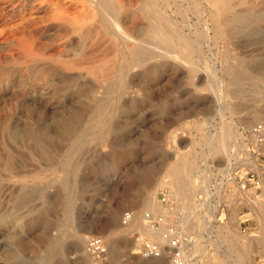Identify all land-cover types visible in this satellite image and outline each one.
Listing matches in <instances>:
<instances>
[{
    "label": "rangeland",
    "instance_id": "374dc122",
    "mask_svg": "<svg viewBox=\"0 0 264 264\" xmlns=\"http://www.w3.org/2000/svg\"><path fill=\"white\" fill-rule=\"evenodd\" d=\"M9 1H0V264H139L133 252L152 239L136 227L174 233L184 220L187 264H264V218L252 187L241 190L247 172L264 176V149L249 134L264 125V0H230L216 34L207 8L170 0L169 28L194 55L149 35L142 0H110L111 20L99 12L108 0ZM220 132L226 151L214 153ZM7 158L21 178H5ZM177 182L190 190L184 201ZM77 236L100 239L99 258Z\"/></svg>",
    "mask_w": 264,
    "mask_h": 264
},
{
    "label": "bare ground",
    "instance_id": "6f19581e",
    "mask_svg": "<svg viewBox=\"0 0 264 264\" xmlns=\"http://www.w3.org/2000/svg\"><path fill=\"white\" fill-rule=\"evenodd\" d=\"M0 1H2V0H0ZM5 1V0H4ZM11 1V0H10ZM9 1V2H10ZM105 1V0H104ZM179 1V0H178ZM232 1V0H231ZM16 2V1H15ZM67 2V1H66ZM170 2H172V1H170V0H142V2H141V9H140V12H141V14L143 15V17L145 16V18L146 19H148V21L150 22V24H149V31H150V33H149V35L150 34H152V36L153 37H155V38H157V39H159L160 41H164V42H169L170 44H174V45H182V47H183V51H185L186 53L185 54H188V53H190V52H192L193 53V55H194V53L196 52V50H194V49H192V43H191V41H189V42H187L188 41V39H186V35L182 32V31H180L179 29H177V28H174L173 30H171V28H169L170 27V25L171 24H173V22H175V23H177V21L178 20H175V18L173 19L169 14H167V11H166V7H168V5H169V3ZM194 2H196L197 3V7H198V9H199V11L200 10H204V8H207L209 11H208V19H207V23L209 24V26H211V28H212V31L214 32V34H216V30L215 29H217V27H218V24L221 22V20H220V22L219 23H217L216 21H215V18L217 17V16H221V17H225V15L230 11V0H195ZM238 2V1H237ZM31 3V2H30ZM49 3V2H48ZM92 3V2H91ZM100 3V2H99ZM111 1L110 0H108L102 7H100L99 6V12L101 13V15L103 16V17H105V18H107V20H111V18H109L110 16H109V9L111 8ZM115 3V2H114ZM244 3V2H243ZM34 4V3H33ZM93 4H94V2H93ZM187 4H189V3H187ZM222 5V6H224V10L223 11H215V10H217L216 9V6L217 5ZM4 5V4H3ZM7 5H8V3H7ZM22 5V4H21ZM42 5V4H41ZM179 5V4H178ZM29 6V5H28ZM33 6V5H32ZM119 6L122 8V3H120L119 4ZM173 6V5H172ZM234 6V5H233ZM233 6H231V7H233ZM94 7V6H93ZM96 7V6H95ZM113 7V6H112ZM115 7V6H114ZM181 7H183V6H181ZM220 7V6H219ZM116 8V7H115ZM127 8V7H126ZM188 8V7H187ZM1 9V8H0ZM93 9V8H92ZM117 9V8H116ZM120 9V8H119ZM128 9V8H127ZM138 9V8H137ZM168 9V8H167ZM181 10V9H180ZM179 10V11H180ZM112 11V10H111ZM168 11H170V10H168ZM187 11V10H186ZM194 11V10H193ZM199 11H198V13H199ZM3 12V11H2ZM5 12H7V11H5ZM96 12H97V10H96ZM122 12V11H121ZM121 12H119V13H121ZM139 12V11H138ZM192 12V11H191ZM201 12V11H200ZM203 12V11H202ZM17 13V12H16ZM99 13V14H100ZM171 13H173V12H171ZM187 13V12H186ZM193 13V12H192ZM197 13V12H196ZM197 13V14H198ZM1 14V13H0ZM5 14V13H4ZM3 14V15H4ZM124 14V13H123ZM176 14V13H175ZM247 14V13H246ZM200 15V14H199ZM201 15H203V14H201ZM197 16V15H196ZM4 17V16H3ZM201 17H203V16H201ZM218 17V18H219ZM0 18H2V17H0ZM3 19V18H2ZM10 19V18H9ZM78 19V18H77ZM100 19V18H99ZM173 19V20H172ZM186 19V18H185ZM102 20V19H101ZM172 20V21H171ZM183 20V19H182ZM241 20H244V15H242V16H237V17H235V19L233 20V22L234 21H241ZM114 21V20H113ZM219 21V20H218ZM223 21V20H222ZM105 22V21H104ZM107 22V21H106ZM111 22V21H110ZM184 21H182V23H183ZM223 22H225V19H224V21ZM2 23H3V20H2ZM7 23H9V21L7 22ZM148 23V22H147ZM6 24V23H5ZM107 24V23H106ZM110 24V23H109ZM204 24V23H203ZM4 25V24H3ZM175 25V24H174ZM177 25V24H176ZM1 26H2V24H1ZM27 26V25H26ZM92 26V25H91ZM172 26V25H171ZM180 26V25H179ZM25 27V26H24ZM176 27V26H175ZM187 28L185 25H183V28ZM215 27V28H214ZM9 27H6V29H8ZM79 28V27H78ZM179 28V27H178ZM189 28V27H188ZM205 28H206V22H205ZM204 28V29H205ZM1 29V28H0ZM19 29V28H18ZM221 29V28H220ZM16 30V29H15ZM15 30H14V32H15ZM126 30V29H125ZM187 30V29H186ZM189 31H190V29H188ZM3 31V30H2ZM87 31V30H86ZM148 31V32H149ZM204 31V30H203ZM209 31V30H208ZM3 32H6V31H3ZM117 32L119 33V34H125V32L121 29V27L119 26H117ZM191 32V31H190ZM9 33H13L12 31L11 32H9ZM89 33H90V31H89ZM1 34H3L2 32H1ZM20 34V33H19ZM191 34V33H190ZM194 34V33H193ZM26 35V34H25ZM145 35H146V33H145ZM11 36V35H10ZM20 36V35H19ZM116 36V35H115ZM193 37H194V35H192ZM227 36V35H226ZM144 37H146V36H144ZM152 37V38H153ZM198 37V36H197ZM4 38V37H3ZM8 38V37H7ZM89 38V37H88ZM116 38H117V36H116ZM115 38V39H116ZM151 38V39H152ZM154 38V39H155ZM190 38V37H189ZM10 39H11V37H10ZM13 39V38H12ZM156 39V40H157ZM191 39V38H190ZM194 40L196 39V36H195V38H193ZM117 40V39H116ZM5 41H7V40H5ZM150 41V40H149ZM155 41V40H154ZM196 41H197V39H196ZM3 42H4V40H3ZM136 42H137V40H136ZM143 42V41H142ZM138 43V42H137ZM196 42H194V44H195ZM2 45V44H1ZM6 44H4V46H5ZM16 45V44H15ZM124 45V44H123ZM112 46V45H111ZM116 46V45H115ZM156 46V45H155ZM195 46V45H194ZM6 47V46H5ZM23 47V46H22ZM86 47V46H85ZM91 47V46H90ZM101 47V46H100ZM114 47V46H113ZM170 47V46H169ZM28 48V47H27ZM10 49V48H9ZM19 49V48H18ZM31 49H33V48H31ZM90 48H88V50H89ZM115 49V48H114ZM172 49V48H171ZM7 50V49H6ZM24 50V49H23ZM87 50V49H86ZM95 50H97V49H95ZM153 50V49H152ZM4 51H5V49H4ZM16 51V50H15ZM25 51V50H24ZM84 51V50H83ZM42 52V51H41ZM78 52V51H77ZM90 52V51H89ZM88 52V53H89ZM93 52V51H92ZM105 52H106V50H105ZM108 52V51H107ZM111 52H112V50H111ZM156 52V51H155ZM25 53V52H24ZM35 53V52H34ZM33 53V54H34ZM85 53V52H84ZM160 53V52H159ZM10 54V53H9ZM27 54V53H26ZM76 54V53H75ZM78 54V53H77ZM76 54V55H77ZM154 54H157V53H154ZM2 55V54H1ZM11 55V54H10ZM13 55V54H12ZM36 55V54H35ZM80 55V54H79ZM27 56V55H26ZM42 56V55H41ZM81 56V55H80ZM190 56H192V54L190 55ZM1 57V56H0ZM82 57V56H81ZM80 57V58H81ZM83 57H85V56H83ZM102 57V56H101ZM103 57H105V56H103ZM18 58V57H17ZM20 58V57H19ZM28 58V57H27ZM79 58V57H78ZM32 59V58H31ZM71 59V58H70ZM69 60V59H68ZM26 61V60H25ZM20 62H22V61H20ZM16 63V62H15ZM17 63H19V62H17ZM80 63H81V61L80 60H76V62H73V63H71L70 65H69V68H71V69H78L79 68V65H80ZM95 63V62H94ZM87 64V63H86ZM85 64V65H86ZM1 65H3V64H1ZM96 66V65H95ZM104 66V65H103ZM102 66V67H103ZM99 67V66H98ZM120 67V66H119ZM126 68V67H125ZM115 69H117V67L115 68ZM21 70V69H20ZM19 70V71H20ZM92 70V69H91ZM91 70H90V72H91ZM119 70V69H118ZM215 70V69H214ZM19 71H18V73L17 74H19ZM88 71V70H87ZM214 72V71H213ZM92 73V72H91ZM119 73V72H118ZM7 74V73H6ZM85 75V74H84ZM121 75V74H120ZM39 76V75H38ZM92 76V75H91ZM127 76V75H126ZM96 77V76H95ZM118 78H119V76H117ZM1 78V77H0ZM2 78H3V76H2ZM17 78V77H16ZM15 78V79H16ZM20 78V77H19ZM38 78V77H37ZM19 80V79H18ZM18 80H16V81H18ZM117 80V79H116ZM7 81V80H6ZM21 81V80H20ZM214 81H215V88L217 87V89L219 90L221 87V82L220 81H218L217 79H214ZM116 82V81H115ZM119 82V81H118ZM6 83V82H5ZM13 83V82H12ZM40 83V82H39ZM105 85V84H104ZM119 85V84H118ZM120 86V85H119ZM13 88V87H12ZM10 90V89H9ZM221 91V90H220ZM9 93V92H8ZM11 93V92H10ZM14 97H15V95H14ZM21 97H22V95H21ZM9 98V97H8ZM39 98V97H38ZM11 99V98H10ZM20 99V98H19ZM221 99V98H220ZM2 100V99H1ZM8 101V100H7ZM6 101V102H7ZM38 101V100H37ZM20 102V101H19ZM23 103V102H22ZM3 104V103H2ZM8 104V103H7ZM6 104V105H7ZM4 105V104H3ZM1 106V105H0ZM24 106V105H23ZM101 110V109H100ZM6 123V122H5ZM2 128H4V127H2ZM224 128V127H223ZM229 129V128H228ZM6 130V129H5ZM223 130V129H222ZM1 132V131H0ZM63 132V131H62ZM67 132V131H66ZM70 133V132H69ZM25 134V133H24ZM40 135V134H39ZM38 135V136H39ZM62 135H63V133H62ZM235 135V134H234ZM29 136V135H28ZM36 136V135H35ZM66 136V135H65ZM209 136V135H208ZM224 136H225V133L224 132H220V134L218 135V137L215 139V140H213V141H210V142H213V143H210L209 142V144H211L210 146H209V148L211 149V151L212 152H214V153H219V150H222L223 152H225L226 151V147L223 145L224 143H225V138H224ZM33 137V136H32ZM215 137V136H214ZM227 137V136H226ZM211 139V138H210ZM213 139V138H212ZM38 140V139H37ZM40 140V139H39ZM32 141H33V139H32ZM24 142V141H23ZM22 142V143H23ZM16 143V142H15ZM14 143V144H15ZM19 143H21V142H19ZM39 143V142H38ZM208 144V145H209ZM40 146H41V144H40ZM10 147V146H9ZM23 148H25L24 146H22ZM43 149V148H42ZM2 150V149H1ZM12 150V149H11ZM24 150H26V149H24ZM23 150V151H24ZM13 151V150H12ZM15 153V152H14ZM21 154V153H20ZM4 155V154H3ZM25 155V154H24ZM2 157V156H1ZM0 157V158H1ZM25 157V156H24ZM23 157V158H24ZM21 159V158H20ZM1 161H3V160H1ZM23 162H24V160H23ZM20 163V162H19ZM248 163H254V161H248ZM5 172H6V176H5V178H8V179H13V178H21V174H22V170H19V169H17V168H14L13 167V165H12V161L11 160H9L8 158L7 159H5ZM1 165V164H0ZM2 168V167H1ZM24 174V173H23ZM3 175V174H2ZM29 176V175H28ZM39 176V175H38ZM41 176V175H40ZM27 177V176H26ZM1 179H3L2 177H0ZM40 180V179H39ZM41 181V180H40ZM16 182V181H15ZM27 182V181H26ZM11 183V182H10ZM13 183H14V181H13ZM18 183H19V181H18ZM14 185H15V183H14ZM19 185V184H18ZM18 185H16V187H18ZM10 186V185H9ZM8 186V187H9ZM13 186V185H12ZM175 187H176V190L178 191V193L179 194H177L178 196H181L182 198V200L184 201V199L185 198H187L188 196H189V194H190V190L189 189H187L185 186H183V185H181V183L180 182H177L175 185H174ZM43 187V186H42ZM25 188V187H24ZM6 191V190H5ZM22 191V190H21ZM1 192V191H0ZM10 192V191H9ZM13 193H14V189H13ZM15 194H16V192H15ZM6 195V194H5ZM7 196V195H6ZM1 197V196H0ZM17 197V196H16ZM20 197V196H19ZM18 198V197H17ZM176 198H177V196H176ZM15 199V198H14ZM7 200V199H6ZM15 201V200H14ZM3 202V201H2ZM13 202V201H12ZM254 202H257V203H254V209L256 210V211H258L260 214H262V218H264V201H261V200H254ZM259 202V203H258ZM0 203H1V201H0ZM22 205V204H21ZM147 206H148V208H149V210H151V211H156V207H157V204H156V202L154 201V199H151L150 201H148V203H147ZM162 213L165 215V214H167V212L166 211H162ZM182 219L184 220V218L182 217ZM181 219V220H182ZM132 220H133V218H132ZM10 221V220H9ZM185 221V220H184ZM184 221H179L178 222V224L177 225H174V227H175V230H176V232H174V233H172L174 236H176L177 238H179L180 239V241H181V249H182V252H183V256H184V259H185V264H187V260H186V256H188V255H192V253L194 252L193 251V248L191 249V247L189 248V243H187V241H189V239L188 238H185L184 236H181V233H182V231H183V229H182V225H180V224H183L182 222H184ZM6 223V222H5ZM2 224V223H1ZM0 224V225H1ZM4 226V225H3ZM170 226H172V228H173V225H170ZM11 227V226H10ZM139 227V228H138ZM138 227H136V229H135V231L137 232V233H139L141 236H139L140 237V239H142V238H148V239H152V240H148V241H150V242H154V243H156V244H158L159 245V247H160V251H161V255H160V257L159 258H145V257H141V258H136V257H134L133 259L135 260V262L136 263H139V264H166V257H165V251H167L168 252V250H169V248H168V246H167V240L164 238V236H163V232H161V228L162 227H160V228H157V229H153V228H148V227H146V226H138ZM207 227V226H206ZM4 230V229H3ZM171 230V229H170ZM5 232H6V230H5ZM171 232V231H170ZM137 233H136V235H137ZM162 233V234H161ZM135 235V234H134ZM142 237V238H141ZM187 237V236H186ZM77 238V242L78 243H76V244H79L78 246H82V244L84 243V241H86V239H88V238H84L83 236H77L76 237ZM192 243V242H191ZM195 243V242H194ZM141 245V244H140ZM197 246V245H196ZM3 247V246H2ZM80 248V247H79ZM196 248V247H195ZM197 249V248H196ZM195 249V250H196ZM82 250V249H81ZM139 252H141V250L140 251H138V252H133V254H138ZM88 254H90V253H88ZM90 255H93V256H95V257H97L96 255H94V254H90ZM189 257V256H188ZM97 258H99V257H97ZM86 260L88 261V263L87 264H94V262L89 258V257H86ZM96 260V259H95Z\"/></svg>",
    "mask_w": 264,
    "mask_h": 264
},
{
    "label": "built area",
    "instance_id": "2783aa9c",
    "mask_svg": "<svg viewBox=\"0 0 264 264\" xmlns=\"http://www.w3.org/2000/svg\"><path fill=\"white\" fill-rule=\"evenodd\" d=\"M252 137L257 150L264 149V125H255L251 128L249 132ZM264 153V151H262ZM264 156V155H262ZM247 186H251L254 190L252 195L256 198V200L264 201V176L255 172H247L245 179L243 181L241 190L247 188ZM150 219L149 216H146ZM132 220V215L126 213L122 217V224L127 225ZM155 223L163 224V220H156ZM164 238L167 240V246L169 248L167 255L170 259V264H185V259L183 256V252L181 249V241L179 238L174 236L170 231H165L163 233ZM87 247L93 253L100 254L103 252L102 250V242L98 238H89L87 239ZM141 254L145 258H159L161 255L160 247L158 244L154 242H144L141 244Z\"/></svg>",
    "mask_w": 264,
    "mask_h": 264
}]
</instances>
